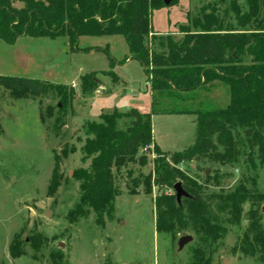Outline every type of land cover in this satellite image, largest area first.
Returning <instances> with one entry per match:
<instances>
[{
    "label": "rangeland",
    "instance_id": "1",
    "mask_svg": "<svg viewBox=\"0 0 264 264\" xmlns=\"http://www.w3.org/2000/svg\"><path fill=\"white\" fill-rule=\"evenodd\" d=\"M166 1V6L154 10L152 15L153 31L157 30L158 35L151 39V47L158 53H168V37L175 42L183 40L182 26L194 30L192 20L211 12L207 5L216 7L225 28L233 26L249 33L264 28V8L256 21L242 28L237 24L232 0ZM235 1L242 11L248 10L247 0ZM16 5L23 4L17 2ZM203 7H207L205 13ZM114 35H85L80 38L79 46L108 48L112 56L123 60L129 55L128 44L123 35ZM34 39L28 41L34 56L27 57L23 55L27 53L24 47L0 40V75L67 84L70 78H78L79 71L69 76L66 66L76 64L78 69L81 66L84 70L81 74L111 68L108 55L102 50L77 53L70 58L63 51L68 46L67 39L61 37L56 42H48L51 40L45 37ZM250 58L247 57L246 62ZM118 70L121 75H128V92L130 88L147 86V76L137 62ZM97 77L105 83L108 79L114 81L102 73ZM107 85L111 89L110 84ZM68 87H73L75 93L64 104L56 91L35 98L14 99L9 91L0 87V264H264L259 246L253 241L255 222L258 221L264 231V200L257 197L242 205L238 222H233L228 212L220 213L223 230L215 241H206L193 227L175 235L156 228L157 197L163 192L176 194L173 187L155 181L159 159L165 157L173 165L169 154L189 148L197 136V115L173 110L223 107L226 95L227 99L230 96L225 83L212 81L195 91L182 92L178 97L169 92L155 94V110L171 111L157 113L153 119L157 137L170 150L168 157L156 153L151 145L149 149L139 150L137 161L121 170L114 169L120 194L114 210L104 214L102 220L92 210L76 220L69 215L82 193L74 171L88 168L91 163V159H83L82 146L88 137L85 127L92 121L91 108L93 118L98 120L102 110L127 109L134 102V96L129 93L125 101L114 104L110 98L95 97L96 89L84 93L81 80ZM103 89L102 95L106 96L109 91ZM140 100L139 107H149L150 97L142 96ZM134 119L122 118L118 127L126 129ZM235 137L239 154L234 163L222 164L205 156L178 164L185 175L201 186L206 199L216 193H229L241 183L254 194H264L262 151L245 129H237ZM65 147H75L76 151L65 157L62 152ZM55 154L60 157L63 177L60 186L49 191ZM150 175L151 190L145 183ZM48 211L52 214L47 215ZM186 234H191L193 240L180 249L179 239ZM12 244L23 254L12 256ZM253 247L256 254L251 252Z\"/></svg>",
    "mask_w": 264,
    "mask_h": 264
},
{
    "label": "trees",
    "instance_id": "2",
    "mask_svg": "<svg viewBox=\"0 0 264 264\" xmlns=\"http://www.w3.org/2000/svg\"><path fill=\"white\" fill-rule=\"evenodd\" d=\"M17 2L23 5L17 6ZM247 4L248 10L242 11L237 1H231L237 24L242 28L257 20L264 8V0H247ZM163 6H166V0H0V40L14 44L24 36H67L71 50L106 52L111 68L86 73L80 78L82 91L89 93L98 87V73L118 81L113 68L128 57L117 60L108 48H80L79 38L85 35H123L130 57L144 67L151 83L154 91L152 112L144 113L137 108L126 112L116 109L101 113L100 122L87 123L85 133L88 137L82 151L83 159H91V163L88 168L74 171L82 192L79 203L69 213L74 220L87 215L90 210L102 220L104 214L114 210L120 194L114 169L121 170L137 161L142 147L149 149L154 145L156 153L168 157V153L165 154L154 141L152 115L171 111L155 110L156 93L169 92L178 97L182 92L195 91L212 81L225 83L230 95L227 106L173 110L197 115L196 141L183 151L169 154L173 165L161 157L155 179L158 184L168 187H174L180 181L190 195L183 197L181 203H178L175 193L163 192L157 197V230L175 235L193 227L206 241H215L223 230L221 212H228L231 220L238 222L242 205L253 197L264 200V194H254L241 183L229 193H216L211 199H206L201 186L185 175L178 164L205 156L222 164L236 162L239 153L235 131L239 128L245 129L264 158V28L250 33L233 26L225 28L216 7L207 5L211 12L205 13L207 7L202 8L203 17L192 20L194 30L190 26H182L183 40L175 42L168 37V53H158L151 47V39L156 36L152 15L154 10ZM247 57H251L249 62H246ZM0 87L9 91L14 99L35 98L56 91L62 96V104L75 93L73 87L65 84L18 76L0 75ZM48 109L52 116V110ZM40 112L45 124L42 107ZM126 117L135 119L126 129H120L119 122ZM75 151V147H65L62 152L67 157L69 152ZM62 177L60 157L55 154L49 191L60 186ZM151 178V175L145 178L149 190L152 188ZM254 228L253 241L258 244L260 259L264 261V231L258 221ZM251 252L256 254L254 247ZM11 254L18 257L23 251L12 244Z\"/></svg>",
    "mask_w": 264,
    "mask_h": 264
},
{
    "label": "crops",
    "instance_id": "3",
    "mask_svg": "<svg viewBox=\"0 0 264 264\" xmlns=\"http://www.w3.org/2000/svg\"><path fill=\"white\" fill-rule=\"evenodd\" d=\"M155 31L157 32V30H155ZM156 32L154 33V35H158V33H156ZM109 36H115V35H109ZM43 37L49 38V40H51V41H48V42H56V40L58 38H61V37H63L64 39H67V42H65V43H67L68 46L67 47L65 46L64 49H63V51L66 53V55H69L70 58H73L72 56L75 55V54H77V53H92V52H96V50H92L90 52H82V51H74V50H71L70 44H69V39H68L67 36H58V37H55V38L46 37V36H43ZM81 37H83V36H81ZM34 38H40V37L24 36V37L18 38V40L14 43L15 45L17 44L16 46H22V47H24L25 52H27V53H24L23 54L25 57H27L29 55L30 56H32V55L34 56L33 53H35V52H33V50H31L32 48H31V46L29 47V43H28V41H30V40H35ZM80 38H79V43H80ZM79 47L80 48H86L87 46H79ZM126 57H128V59L124 63L117 64L114 67V69H113L114 72L116 74H118L120 80H118V81H112V80L108 79L107 83H105V82H102L101 79H99V77H97L96 80L98 81V88H96V90L94 92V96L97 97L98 99L110 98V99L113 100V103L115 104V103H119V102L125 101L126 98H127V95L129 93H132V95L134 96V100H133L134 102L131 103V106L130 107H128L127 109H125V110H123L121 112L129 111L131 108H137L138 110H140L141 112H144V113H146V112H152V110H153L154 91L151 88V83L148 80L147 74L145 73L146 76H147V79H146L147 80V86L146 87L143 88L142 86H138L137 88H130L129 89V92H128V90H127V87L129 86L128 85V75H121L120 72H118L119 71L118 69H120V68H127L133 62H137L138 64H140L137 60L132 59L130 57V51H129V55H127ZM115 59H117V58H115ZM78 65L80 66V64H78ZM140 66L143 69V71L145 72L144 67L141 64H140ZM9 67H12V65L9 66ZM108 70H104V71H108ZM65 71L69 74V76H73L71 74H73L74 72L75 73H78V71H79V73L77 74V77L78 78H70V80L67 82V84H65V85H68V86H72L73 84H76L80 80L81 76L84 75V74H81V73H83L84 70L81 68V66L78 69L76 64H75V66H71V65L68 66V67L66 66ZM93 71H99V70H92V71H89L87 73H90V72H93ZM98 74H100V73H98ZM106 76H108V75H106ZM107 84H110V88L111 89H109V87H108ZM103 88H105L106 90L109 91L106 96L102 95V92L104 90ZM142 96H148V97H150V101H149L150 104H149V107L146 108V109H142L141 107L138 106V103L141 101L140 99H141ZM92 97H93V95H92ZM229 99H230V96L227 99V95H226V102L224 104H222L223 107H225V106L228 105ZM114 110H116V109H114ZM103 112L104 111L102 110L100 112V115ZM159 114H164V113H159ZM155 115L156 114H153L152 115L153 138H154V141L156 142V144L160 147V149L162 151H164V152L167 153L170 150H167L165 148L164 144H163L164 142L157 137L156 131H155V127L153 126V119H154ZM89 118H91L92 121H97V122H100L101 121V118H99L98 120H95L93 118L92 108H91V113L89 114Z\"/></svg>",
    "mask_w": 264,
    "mask_h": 264
},
{
    "label": "water",
    "instance_id": "4",
    "mask_svg": "<svg viewBox=\"0 0 264 264\" xmlns=\"http://www.w3.org/2000/svg\"><path fill=\"white\" fill-rule=\"evenodd\" d=\"M168 3V1H166ZM174 190L176 192V198L178 203H181L183 197H189V193L184 189L182 182H177L174 185ZM51 211L47 212V215H51ZM193 240V236L191 234H186L180 237L179 239V248L182 249L187 243Z\"/></svg>",
    "mask_w": 264,
    "mask_h": 264
}]
</instances>
